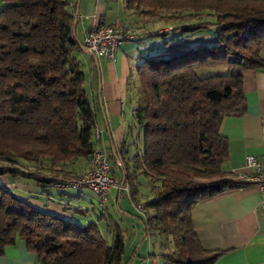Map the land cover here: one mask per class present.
Returning a JSON list of instances; mask_svg holds the SVG:
<instances>
[{
    "label": "trees",
    "instance_id": "trees-1",
    "mask_svg": "<svg viewBox=\"0 0 264 264\" xmlns=\"http://www.w3.org/2000/svg\"><path fill=\"white\" fill-rule=\"evenodd\" d=\"M2 2L0 162L8 166L0 165V177L54 186L82 176L87 170L77 175L75 164H90L99 140L94 137L97 107L89 101L85 71L74 56L86 50L73 31V0ZM125 8L168 24L156 35L215 32L213 41L146 57L136 66L143 102L133 118L142 147L125 175L133 201L139 186L135 175L148 180L144 238L158 234L172 244L170 253L161 255L166 264H214L221 252L200 244L191 210L245 184L223 169L228 143L220 128L225 117L245 112L243 72L264 70V0H125ZM200 69L221 72L201 77ZM108 158L111 172L123 167ZM17 237L39 264H127L117 229L106 242L95 222L41 211L0 185V254Z\"/></svg>",
    "mask_w": 264,
    "mask_h": 264
},
{
    "label": "crops",
    "instance_id": "crops-1",
    "mask_svg": "<svg viewBox=\"0 0 264 264\" xmlns=\"http://www.w3.org/2000/svg\"><path fill=\"white\" fill-rule=\"evenodd\" d=\"M76 2L77 0H73L74 7L71 5L74 13ZM117 2L118 0H80L75 31L82 43L85 31L91 26L111 25L126 20L138 35L134 40L119 44L114 59L111 60L97 57L94 62L87 52L78 51L88 58L84 60L86 69L83 68L85 88L89 101L97 107L99 146L104 148L103 143L106 142L108 151L104 148L105 151L113 156L115 162L122 164L123 167L120 165L119 168H112V173L119 183L124 177L126 185L125 175L133 169L132 158L142 147L133 118L134 109L143 102L142 88L134 74L136 66L146 57L169 56L189 51L213 41L214 36L208 32L181 35L180 40L167 42L164 50L152 53L155 37L160 36L156 33L168 30L167 25L154 22L151 28L152 25H148L146 18L125 8V0H121L122 8L116 6ZM3 6L4 3L0 0V9ZM260 55L264 58V46ZM218 72L221 70H198L201 77ZM243 93L246 100L245 112L239 116L225 117L220 128L228 143V158L223 169L233 173L235 178L239 172L246 171L243 167L246 155L264 157V70L243 72ZM89 165L87 161H77L76 174L84 173ZM5 179L0 183L1 186L10 189L16 196L41 211L82 224L95 222L106 242L111 241L116 229L120 231L125 245L124 262L166 264L161 255L169 254L172 244L165 243L158 234L150 237L148 235V240L147 236L144 238V225L135 206L150 198L148 180L142 173L135 175L139 186L134 201L125 196L118 187L111 189L107 203H113L118 209L116 216L105 211L106 205L99 207L95 195L89 189L59 190L53 185L47 186L28 179ZM262 199L264 195L255 184L245 183L194 205L191 220L200 244L207 250L221 252L214 264H264V208L260 206ZM109 218L113 222L112 227L108 224ZM127 224L131 229L126 237L123 226ZM126 238L129 242L128 248ZM137 246L139 247L135 253ZM0 264L39 262L37 256L28 250L25 241L17 237L0 254Z\"/></svg>",
    "mask_w": 264,
    "mask_h": 264
},
{
    "label": "built area",
    "instance_id": "built-area-1",
    "mask_svg": "<svg viewBox=\"0 0 264 264\" xmlns=\"http://www.w3.org/2000/svg\"><path fill=\"white\" fill-rule=\"evenodd\" d=\"M136 38H138L136 30L130 24L118 21L111 25L91 26L85 31L82 44L86 51L95 54L97 57L111 60L114 59L119 44ZM94 137L97 141L100 138L97 128L94 130ZM243 167L246 171L239 172L237 180L255 184L264 195V157L246 155ZM54 186L59 190L88 188L95 195L101 208L107 202L111 189L114 187H118L131 200L128 187L126 185L120 186L117 177L111 172L107 151L98 144L94 147L89 168L82 176L59 180L54 183ZM135 206L144 216L143 205L137 203ZM260 206L264 208V199L260 202Z\"/></svg>",
    "mask_w": 264,
    "mask_h": 264
},
{
    "label": "rangeland",
    "instance_id": "rangeland-1",
    "mask_svg": "<svg viewBox=\"0 0 264 264\" xmlns=\"http://www.w3.org/2000/svg\"><path fill=\"white\" fill-rule=\"evenodd\" d=\"M116 6L119 8V6H120V8H122L121 6H122V2H121V0H118V2H117V4H116ZM118 8H116L115 7V9H117L118 10ZM121 22H123V23H127V24H129L130 22H128V21H126V20H123V21H121ZM158 22V21H157ZM163 23H165V22H163ZM177 23V22H176ZM153 24V21H150V22H148V25H152ZM154 25V24H153ZM153 25L151 26V28L153 27ZM168 25V24H167ZM206 32H210L212 35H215V32L214 31H208V30H205ZM204 31V32H205ZM200 32H198V33H196L195 35H198ZM173 39H181V35L180 34H175L174 32H169L168 34H165V35H162V36H156L155 37V42H154V47H153V50H152V53L153 52H159V51H162V50H164L165 49V45H166V42H170V41H172ZM74 56L77 58V60L80 62V64L83 66V68L84 69H86V64H85V61L84 60H88V58H87V56H82L81 55V53H78V52H74ZM135 71V70H134ZM134 74L136 75V72H134ZM104 144V148L108 151V146H107V143L106 142H104L103 143ZM98 145H99V143H98ZM103 148V147H102ZM103 148V149H104ZM104 149V150H105ZM0 165H2V166H8V164H6V163H4V162H0ZM6 176L4 177H0V182H3V181H5L6 179ZM88 188H85L84 190H87ZM90 191V190H89ZM91 193H92V191H90ZM96 199V198H95ZM123 200H125V198H123ZM123 203H125L126 201H122ZM105 205H106V210L105 211H108V214L110 215H113V216H116L117 215V211H118V209L114 206V204L113 203H110V202H106L105 203ZM140 218H142L143 219V214H141L140 213ZM108 217V216H107ZM136 221L138 222V219L136 218ZM108 224L112 227L113 226V222H112V220L109 218V221H108ZM123 229H124V232H125V235H126V237L130 234V227H129V225L127 224L126 226H123ZM149 237H150V235H149ZM146 240H148V235H147V237H146ZM126 245H127V248H128V245H129V242H128V240H127V238H126ZM135 245H137V244H135ZM144 246V244L142 245V247ZM141 247V248H142ZM143 250V249H142ZM124 259H125V257H124Z\"/></svg>",
    "mask_w": 264,
    "mask_h": 264
},
{
    "label": "water",
    "instance_id": "water-1",
    "mask_svg": "<svg viewBox=\"0 0 264 264\" xmlns=\"http://www.w3.org/2000/svg\"><path fill=\"white\" fill-rule=\"evenodd\" d=\"M79 1H80V0H77L76 5H75L73 31H74V28H75V22H76V20H77V16H78ZM86 52H87L88 55L94 60V62L97 61V56H96L95 54H93V53H91V52H88V51H86ZM98 95H99V93H98ZM98 97H99V96H98ZM99 106H100V110H101V112H102V114H103V107H102L101 101H99ZM123 185H124V177H122V179H121V181H120V186H123ZM142 240H143V238L141 239L140 243L142 242ZM138 247H139V246H137L135 252L137 251ZM127 264H128V263H127Z\"/></svg>",
    "mask_w": 264,
    "mask_h": 264
}]
</instances>
